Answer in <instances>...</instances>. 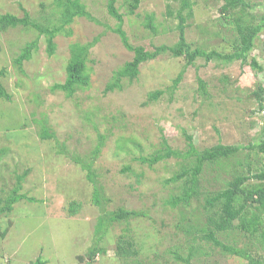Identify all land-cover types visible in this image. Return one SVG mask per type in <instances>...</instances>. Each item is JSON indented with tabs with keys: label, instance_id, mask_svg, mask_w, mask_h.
<instances>
[{
	"label": "rangeland",
	"instance_id": "1",
	"mask_svg": "<svg viewBox=\"0 0 264 264\" xmlns=\"http://www.w3.org/2000/svg\"><path fill=\"white\" fill-rule=\"evenodd\" d=\"M133 1L118 0L116 4L124 15L123 28L133 45L153 50L178 41L181 0H139L138 8L131 13ZM245 1L248 7L238 13L263 25L246 62L206 61L199 57L186 69L176 88L172 86L174 79L187 59L166 52L142 63L132 82L123 79L121 88L106 90L116 71L133 58L119 35L109 29L118 22L108 13V0H81L102 24L76 17L68 26L71 35L56 36L53 55L48 54L46 37L35 29L17 26L0 30V70L6 69L2 84L11 95V100L0 98V198L3 200L11 192L17 176L24 175L20 193L27 196L15 203L11 212L0 216V232L5 233L0 234V264H30L38 257L45 264H87L102 213L94 201L95 185L101 189L107 211L142 210L146 216L110 225L100 242L106 251L98 253L91 264H184L170 249L181 243L180 252L187 256L196 225L203 224L210 213L206 203L209 195L225 188L237 175L255 173L264 164V153L257 148L206 162L198 176L199 195L185 209L187 221L193 216V232H184L187 224L179 227L183 208H174L166 201L180 193L187 176L176 182L168 180L195 161L187 155V137L192 136L198 150H205L218 143L248 146L261 135L264 0ZM190 2L192 7L183 14L185 35L192 47L232 53L238 31L236 23L221 13L224 0ZM25 11L42 25L59 23L60 14L53 0H0V15L22 17ZM150 15L154 16L157 33L145 26ZM97 36L99 41L91 48L88 60L90 85L72 96L53 89L66 80L71 44H85ZM37 37L39 47L31 59L24 61L22 69L18 68L14 59ZM253 59L257 68L251 63ZM201 79L206 83V92L201 89ZM157 90L164 93L150 98V93ZM44 124L55 138L41 137ZM100 139L103 144L94 157ZM164 141L181 156L152 165L139 160L141 156L152 158L162 153ZM246 153L247 160L235 163L236 157ZM74 157L86 163L92 161L95 185ZM262 183L251 178L245 188L253 189ZM208 208L211 213L216 209ZM122 236L134 241L136 256H117ZM220 238L264 258L260 244L247 239L241 231ZM195 241L198 250L192 264H248L246 259L212 248L204 240Z\"/></svg>",
	"mask_w": 264,
	"mask_h": 264
},
{
	"label": "trees",
	"instance_id": "2",
	"mask_svg": "<svg viewBox=\"0 0 264 264\" xmlns=\"http://www.w3.org/2000/svg\"><path fill=\"white\" fill-rule=\"evenodd\" d=\"M53 1L57 5L60 14L59 23L57 22L51 26L42 25L41 23L32 20L30 14L27 11H25L22 17L5 13L0 15V30L5 31L9 28L17 26L35 29L38 31L39 35L46 37L48 54L53 55L56 50V36L60 33L66 34L68 36L71 35L72 30L69 29L68 26L72 24L76 17H85L90 21L102 24L101 21L93 16V14L87 9L85 3L81 2V0ZM117 1L118 0H108V13L118 22L115 27H109V29L119 35L125 48L133 52V58L132 60L127 61L120 69L116 71V74L113 76V82L108 83L106 87L107 91L113 90L115 88H121L123 79L132 82L138 77L142 63L149 60H154L159 55L166 52H170L174 57H180L184 55L187 59L183 69L174 79L172 85L174 88H176L181 82L186 69L190 65L194 64V62L199 57L205 58L206 61L218 59L225 63H230L235 60L246 62L250 51L255 45V38L263 27L261 23L254 24L238 13L240 11H245L248 7V3L245 0H224V4L221 7V13L228 18L230 17V19L236 23L235 26L238 31V37L234 45L235 50L232 53L223 54L216 50L206 51L200 48H193L185 35L186 17L183 14L184 10L188 7L191 8L192 5L190 0H181V8L178 14L180 19L178 24V41L173 45L162 44L155 46L153 50H146L144 46L133 45L129 41L127 32L123 28L124 15L119 11L116 5ZM138 4L139 0H134L132 2L130 8L131 13L135 12V10L138 8ZM191 13L192 11H190V15ZM153 17V15L148 17L145 26L153 33H157ZM99 38L100 36H97L92 41H89L85 44L78 42L71 44V56L66 69V80L62 84H55L53 89L62 90L68 96H72L78 89H82L90 85L91 66H88L89 54L91 48L99 41ZM38 47L39 37L32 40L31 42H28L18 54V56L14 59L15 65L22 69L24 61L31 59L33 52L36 51ZM251 63L254 67H258V63L255 59H253ZM5 75L6 69L2 68L0 70V98L11 100V95L6 91L2 84V77ZM200 83L201 89H204L203 91L206 92V83L202 79L200 80ZM163 93V90H157L153 93H150V98L156 99ZM260 95L261 93H257L258 98H261ZM262 101L260 103V109L263 112V121L260 132L261 135L255 144H249L248 146H238L218 143L211 148L198 150L192 141V136L187 137L189 143L187 155L194 157L195 161L193 166L189 168H183L184 170L181 173L175 174L168 180L169 182H176L184 175L187 176V179L181 187L180 193L170 196L166 201L174 208H177L179 205H181L183 208L180 211L182 220L179 227L182 224H187L189 226L187 228H185V226L181 227L182 229L185 228L184 232H193L190 230L192 227L193 216L189 217V220L187 221L185 209L191 205V200L199 195L200 189L198 176L206 162H215L224 157H235L238 152L240 153L244 149L252 150L253 148H257L260 152L264 153V102ZM40 135L43 139L55 138V134L45 124L43 125ZM164 143L166 146L162 153L155 155L152 158L141 156L139 160L143 163L152 165L155 162L165 158L181 156V154L172 150L170 146L167 145L166 141H164ZM102 144L103 141L100 139L99 145L94 150V157H97V155L100 153ZM247 159V153L243 157L239 155L235 158V163H242ZM74 160L81 165L82 169L86 170L87 178L95 185L96 179L94 173H92V161L90 163H86L77 157H74ZM24 176H17L16 183L11 192L3 200L0 198V203L2 202V204H0V216L11 212L15 203L27 197L25 194L20 193ZM251 178L259 179L260 181H263V183L253 189H247L245 188V184ZM30 200L32 201L33 198H30ZM94 201L96 205L99 206L102 213L95 228V238L93 245L87 253V257L90 260H87V264H91V261L94 260L98 253H105L106 250L103 247H100V242L108 233L110 225L117 221H128L130 219L146 216V212L142 210L138 211L134 209L118 208L116 210L107 211L103 205L101 189L97 185H95L94 190ZM206 203L208 204L207 210L210 213H207L206 220L203 222V224L196 225L197 227L194 230L195 233H193L192 237L193 240L188 246L187 256H184L180 252L181 243L178 245L173 244L172 248L170 249V253L173 254L176 259L184 262V264H192L191 259L198 250V247L196 246L198 243L195 240L199 238L200 240H204L209 243L212 248L218 247L230 255H235L246 259L248 264H264V258H257L244 247L226 244L220 238L224 234L234 231H241L243 236L252 242L253 240L257 241L264 250V164L263 167L257 170L255 173L237 175L233 180L227 183L225 188L211 193L206 199ZM208 207H216V209H214L213 213H211V210ZM72 211L74 213V210ZM0 234L3 236L5 233L0 232ZM134 247L135 244L133 240L125 239V237L122 236L117 245V256L120 258H126L132 253L136 256L138 254V250L134 249ZM45 263L46 262L41 257H38L36 261L30 264Z\"/></svg>",
	"mask_w": 264,
	"mask_h": 264
}]
</instances>
